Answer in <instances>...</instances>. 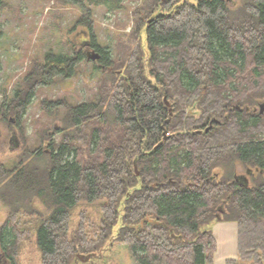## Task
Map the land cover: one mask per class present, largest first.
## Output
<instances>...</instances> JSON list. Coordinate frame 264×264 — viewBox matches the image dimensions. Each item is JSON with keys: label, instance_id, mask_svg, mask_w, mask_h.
Here are the masks:
<instances>
[{"label": "trees", "instance_id": "trees-1", "mask_svg": "<svg viewBox=\"0 0 264 264\" xmlns=\"http://www.w3.org/2000/svg\"><path fill=\"white\" fill-rule=\"evenodd\" d=\"M60 1L110 11L123 2ZM134 20L116 45L117 59L93 37L82 45L85 54L48 52L1 105L0 116H13L19 127L39 89L75 76L90 51L99 56L89 59L102 74L96 100L44 102L47 113L65 110L46 149L31 150L20 168L0 164V200L10 208L0 225L3 258L19 264L21 233L12 219L20 210L38 215V198L48 211L36 228L41 264H72L77 254L100 249L118 224L116 240L135 264H213L216 222L238 227V260L228 264H264V117L249 110L264 98V0L233 7L143 0ZM76 25L93 30L90 8ZM194 105L198 116L188 114ZM238 163L255 169V176L247 171L252 185L236 174ZM98 200L96 239L83 223L70 238L71 209Z\"/></svg>", "mask_w": 264, "mask_h": 264}, {"label": "rangeland", "instance_id": "rangeland-1", "mask_svg": "<svg viewBox=\"0 0 264 264\" xmlns=\"http://www.w3.org/2000/svg\"><path fill=\"white\" fill-rule=\"evenodd\" d=\"M4 6L0 10V107L12 99L15 92L22 88V80L28 72L40 65L46 53L72 56L75 51L87 53L82 45L91 37L103 50L109 52L111 59H117V43L123 35H127L134 27V12L141 7L143 0H123L122 8L110 11L103 5L92 6L87 1L77 5L64 4L60 0H2ZM195 3V0H189ZM240 0H226L227 5L233 7ZM91 9L93 30L89 32L84 26H77L80 16H85ZM145 47V35H141ZM85 59L79 65L77 74L68 79H57L50 87L41 88L36 92L32 103L28 107L20 126H16L13 116L5 119L0 116V164L7 170L21 167V161L33 149H46L48 138L54 129L62 125L64 108L47 113L43 103L47 101H62L63 105H78L95 101L101 83L102 74L94 70V64ZM88 56V55H87ZM122 71L116 75L121 76ZM264 108V98H256L255 105L250 111L261 114L260 106ZM188 114L199 115L194 105ZM55 140L59 135H54ZM20 164V165H19ZM252 169V168H251ZM253 171L255 169H252ZM247 167L236 164V174L246 178L249 185L253 184L252 177L247 175ZM13 173V172H12ZM217 179L223 173L215 170ZM256 173L254 174V176ZM4 186H0L2 191ZM38 215L27 214L20 210V215L12 219V223L20 234L19 264H41V252L37 246V229L41 218L48 214L43 203L34 198ZM103 200L93 203L79 202L71 209L68 221L69 237L75 236L78 227L85 226L88 239H96L102 219L101 205ZM9 207L0 200V225L8 216ZM43 216V217H42ZM120 224L114 228L112 236L95 252L79 253L72 264H135L128 246L116 239ZM78 255L91 258L81 262ZM0 264H9L3 258L0 247Z\"/></svg>", "mask_w": 264, "mask_h": 264}, {"label": "crops", "instance_id": "crops-1", "mask_svg": "<svg viewBox=\"0 0 264 264\" xmlns=\"http://www.w3.org/2000/svg\"><path fill=\"white\" fill-rule=\"evenodd\" d=\"M210 229L216 241L213 264H228V261H237V224L216 222L210 225Z\"/></svg>", "mask_w": 264, "mask_h": 264}, {"label": "water", "instance_id": "water-1", "mask_svg": "<svg viewBox=\"0 0 264 264\" xmlns=\"http://www.w3.org/2000/svg\"><path fill=\"white\" fill-rule=\"evenodd\" d=\"M92 59H99V56L97 55V54H95V55H93L92 56ZM164 102H165V105L168 107V109H169V113H170V115H172V109L170 108V105H169V103H167V101H166V98H164ZM260 108H261V110H260V113H262L263 111H264V108H263V106L261 105L260 106ZM211 128V126L210 127H208V129H206L205 130V132L207 133L208 131H209V129ZM166 138V134L164 135V139ZM161 143H159L155 148H154V150L155 149H157V147L160 145ZM150 153H148V155H149ZM134 169H135V171H137V168H136V165L134 166ZM137 175H138V173H137ZM148 222H152L153 223V221L152 220H150V219H146ZM143 223H144V221H142L141 223H140V225L139 226H137L136 227V229H138L139 227H141L142 225H143ZM78 257V259L81 261V262H86V261H88L90 258H91V255H88V256H82V255H78L77 256Z\"/></svg>", "mask_w": 264, "mask_h": 264}, {"label": "flooded vegetation", "instance_id": "flooded-vegetation-1", "mask_svg": "<svg viewBox=\"0 0 264 264\" xmlns=\"http://www.w3.org/2000/svg\"><path fill=\"white\" fill-rule=\"evenodd\" d=\"M92 56V55H91Z\"/></svg>", "mask_w": 264, "mask_h": 264}]
</instances>
